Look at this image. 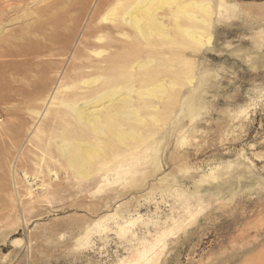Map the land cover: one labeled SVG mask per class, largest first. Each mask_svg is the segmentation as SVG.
<instances>
[{"label":"rangeland","instance_id":"obj_1","mask_svg":"<svg viewBox=\"0 0 264 264\" xmlns=\"http://www.w3.org/2000/svg\"><path fill=\"white\" fill-rule=\"evenodd\" d=\"M135 1L0 0V264H264V0H210L201 41ZM116 84L122 137L75 112Z\"/></svg>","mask_w":264,"mask_h":264},{"label":"bare ground","instance_id":"obj_2","mask_svg":"<svg viewBox=\"0 0 264 264\" xmlns=\"http://www.w3.org/2000/svg\"><path fill=\"white\" fill-rule=\"evenodd\" d=\"M156 0H136L131 7L127 10L128 16H127V23L130 24L133 28H135L137 31H139L142 34H145L149 28H152L155 25L162 26L163 25V19L159 18L155 12V10L151 9V5ZM177 2V0H165V3L168 5H171L172 3ZM179 1V0H178ZM211 2L210 0H182L179 7L176 10V15L184 14L187 16H190L192 18L198 17V19L201 24L200 28L198 27H190V26H181L179 18L176 17V22L179 24L180 29L183 33L188 35L190 38L194 40H199L203 38L206 32V24L208 23L205 16L207 14H210L211 10ZM198 9L202 12L203 16L196 15L194 12H191L190 9ZM194 16V17H193ZM148 25V28L146 27ZM99 40H102V37H99ZM205 44V43H204ZM127 86V85H126ZM162 86V83H161ZM124 88L127 87H121L119 84H116L112 86L111 88H108L106 92L99 94L94 98V100L88 101L86 106L80 107L78 109H75V112L77 113V116L83 117L84 114H86V120L90 124H92L96 130L103 132L105 128L109 127L111 132L114 136L122 137L125 134L131 132L128 130H125L122 128V122L119 120V116L114 117V114H108L104 118L99 114L100 111H103L104 109H108V107L105 105L107 102L114 104V97L119 94H124V99L121 102L123 105L121 106V109L124 110L121 112L122 115H126L132 118H135L138 116V109L133 107V100H132V93L133 88L132 86L129 87L127 90L123 91ZM161 88V87H159ZM150 93H155V91L149 90ZM145 94V93H144ZM156 95V94H155ZM114 99V100H113ZM99 103V106L101 108L92 107L90 104L92 103ZM111 105V104H109ZM115 106V105H114ZM91 108H93L91 110ZM114 108V107H113ZM126 108V109H125ZM110 111H112V108L109 107ZM90 110L88 113L85 111ZM115 109H113L114 112ZM109 111V110H108ZM107 111V112H108ZM110 113V112H109ZM117 114V113H116ZM115 114V115H116ZM120 114V115H121ZM60 147L64 154L67 156L69 164L76 170L77 173L84 175L86 170L83 167L85 164V161L87 159H90L93 154L95 153V147L91 145H80L77 144V151L71 152V148L74 147L73 143H67L64 141L59 142ZM78 164V166H77Z\"/></svg>","mask_w":264,"mask_h":264}]
</instances>
